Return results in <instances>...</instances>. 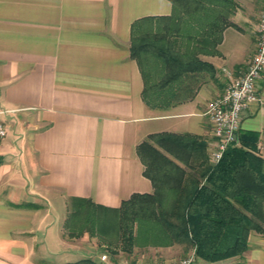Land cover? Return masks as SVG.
Returning <instances> with one entry per match:
<instances>
[{
	"label": "crops",
	"instance_id": "obj_1",
	"mask_svg": "<svg viewBox=\"0 0 264 264\" xmlns=\"http://www.w3.org/2000/svg\"><path fill=\"white\" fill-rule=\"evenodd\" d=\"M232 1L222 40L200 55L213 70L197 76L195 97L153 109L143 100L131 30L139 19L171 15V0H0V111H10L0 113L9 126L0 143V264L97 261V237L65 233L71 200L118 208L153 193L138 154L150 135L193 134L210 153L209 105L252 60L264 9V0ZM245 133H258L264 157V72L242 119ZM148 250L173 257L184 249ZM131 258L121 252L111 264ZM194 264H264V234L252 232L242 256Z\"/></svg>",
	"mask_w": 264,
	"mask_h": 264
},
{
	"label": "trees",
	"instance_id": "obj_2",
	"mask_svg": "<svg viewBox=\"0 0 264 264\" xmlns=\"http://www.w3.org/2000/svg\"><path fill=\"white\" fill-rule=\"evenodd\" d=\"M171 1V15L139 19L131 30V54L144 78L143 100L153 109L195 97L202 83L197 76L213 70L200 55L213 53L234 12L232 0ZM240 139L214 164L199 136L150 135L138 154L154 192L135 194L118 208L73 198L66 235L88 233L101 246L129 257L136 249L176 244L207 262L242 256L251 233L264 234V157L258 153V133ZM69 264L102 263L88 258Z\"/></svg>",
	"mask_w": 264,
	"mask_h": 264
},
{
	"label": "built area",
	"instance_id": "obj_3",
	"mask_svg": "<svg viewBox=\"0 0 264 264\" xmlns=\"http://www.w3.org/2000/svg\"><path fill=\"white\" fill-rule=\"evenodd\" d=\"M258 48L245 71L233 79L225 91L209 105L207 114L212 122L214 143L210 149L212 163L219 162L225 151L240 144L242 119L253 101L257 99V85L264 72V9L258 25ZM10 111H0V113ZM12 112V110H11ZM9 126L0 118V143L8 135ZM107 259V255L102 256ZM195 253L179 260L137 262L135 264H194ZM122 264H129L124 262Z\"/></svg>",
	"mask_w": 264,
	"mask_h": 264
},
{
	"label": "rangeland",
	"instance_id": "obj_4",
	"mask_svg": "<svg viewBox=\"0 0 264 264\" xmlns=\"http://www.w3.org/2000/svg\"><path fill=\"white\" fill-rule=\"evenodd\" d=\"M101 242L99 241V246ZM184 249V248H183ZM185 252V253H184ZM121 254V252L118 253H114L112 252V250L109 248H102V246L100 248H98L96 250V253H92L93 255H98L99 259L97 260V262L102 263V264H111V260L118 257ZM180 256H179V255ZM191 253L186 252L183 250V252L179 251L175 252V255L172 256H163L161 255L160 252H153V251H149L148 249L145 250H138L137 252H135L133 255H131V259L129 261H127L129 264H135L137 262H162V261H168V260H179V259H183L186 258L190 255ZM103 255H107L108 258L107 259H103L102 256ZM93 257H91L90 259H92Z\"/></svg>",
	"mask_w": 264,
	"mask_h": 264
}]
</instances>
